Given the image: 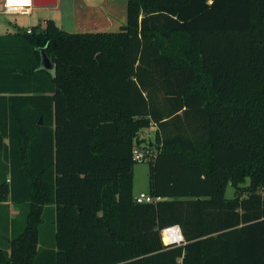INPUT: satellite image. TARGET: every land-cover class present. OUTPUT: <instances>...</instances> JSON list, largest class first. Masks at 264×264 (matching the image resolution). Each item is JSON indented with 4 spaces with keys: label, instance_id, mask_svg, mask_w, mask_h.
Segmentation results:
<instances>
[{
    "label": "trees",
    "instance_id": "obj_1",
    "mask_svg": "<svg viewBox=\"0 0 264 264\" xmlns=\"http://www.w3.org/2000/svg\"><path fill=\"white\" fill-rule=\"evenodd\" d=\"M136 145L156 150L155 202L136 200ZM0 158V201L28 206L7 264H264V0H128L119 30L0 34Z\"/></svg>",
    "mask_w": 264,
    "mask_h": 264
},
{
    "label": "crops",
    "instance_id": "obj_2",
    "mask_svg": "<svg viewBox=\"0 0 264 264\" xmlns=\"http://www.w3.org/2000/svg\"><path fill=\"white\" fill-rule=\"evenodd\" d=\"M59 3L60 0H57V6ZM71 3L74 10L73 17L78 23L76 30L79 29L81 32L114 31L121 29L127 23V10L125 14L124 9L119 8L120 4L117 0H71ZM57 23L59 22L57 21ZM77 23L75 24L77 25ZM0 163L4 165L1 158ZM2 168L4 169V166ZM27 207V204H17L10 199L0 201V217H2L0 219V264H7L1 260V255L3 253L5 256L10 255V240L24 228ZM2 221H4V229L1 224Z\"/></svg>",
    "mask_w": 264,
    "mask_h": 264
},
{
    "label": "rangeland",
    "instance_id": "obj_3",
    "mask_svg": "<svg viewBox=\"0 0 264 264\" xmlns=\"http://www.w3.org/2000/svg\"><path fill=\"white\" fill-rule=\"evenodd\" d=\"M119 2V8L124 9L125 14L127 10L128 0H117ZM32 13L29 14H5L3 13V3L0 0V33H6L17 30L19 27H30L36 24H43L46 18L56 19L60 26L69 31L81 32L78 27L74 15V10L72 9L71 0H60L57 7H34ZM58 23V24H59ZM74 23V24H73ZM77 23V25L75 24ZM76 25V26H75ZM80 28V27H79ZM156 126L144 128L140 130L139 137L142 141V145H150L151 142L155 140V130ZM152 147L156 149V144H152ZM156 152V150H154ZM151 160H146L143 162H136L134 167V193L139 195L142 192L149 193L151 187ZM1 164V163H0ZM235 195V188L232 184H229L226 189V196L233 197ZM2 217H0L1 219ZM2 227L4 221L1 222ZM52 222L50 218L42 225L41 236L42 241H51V228ZM1 228V227H0ZM4 229V227H3ZM50 234V237H48ZM164 235V234H163ZM46 238V239H45ZM164 241L166 239L164 238Z\"/></svg>",
    "mask_w": 264,
    "mask_h": 264
},
{
    "label": "built area",
    "instance_id": "obj_4",
    "mask_svg": "<svg viewBox=\"0 0 264 264\" xmlns=\"http://www.w3.org/2000/svg\"><path fill=\"white\" fill-rule=\"evenodd\" d=\"M3 3V12L7 14H29L32 12L33 8L35 7V0H2ZM29 31H31L29 29ZM134 159L138 162H143L146 160H153L156 156V152L151 149L149 146H140L136 145L134 148ZM161 199L160 196L155 197L150 193L142 192L136 196V200L138 202H155ZM176 228L181 229L178 225L167 227L163 230L164 238L165 234L168 237V240L165 241L167 244L171 243H181L183 240V235L181 236L175 235Z\"/></svg>",
    "mask_w": 264,
    "mask_h": 264
},
{
    "label": "water",
    "instance_id": "obj_5",
    "mask_svg": "<svg viewBox=\"0 0 264 264\" xmlns=\"http://www.w3.org/2000/svg\"><path fill=\"white\" fill-rule=\"evenodd\" d=\"M36 7H56L57 0H35ZM41 64L39 66L40 69H46L52 74H55V63L52 61L45 48H41Z\"/></svg>",
    "mask_w": 264,
    "mask_h": 264
},
{
    "label": "bare ground",
    "instance_id": "obj_6",
    "mask_svg": "<svg viewBox=\"0 0 264 264\" xmlns=\"http://www.w3.org/2000/svg\"><path fill=\"white\" fill-rule=\"evenodd\" d=\"M34 9V8H33ZM168 239H166V241H167Z\"/></svg>",
    "mask_w": 264,
    "mask_h": 264
}]
</instances>
